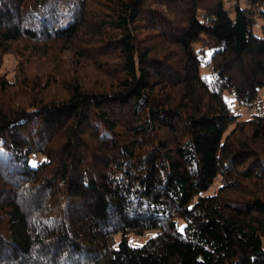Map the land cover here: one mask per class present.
Returning <instances> with one entry per match:
<instances>
[{
    "label": "trees",
    "instance_id": "obj_1",
    "mask_svg": "<svg viewBox=\"0 0 264 264\" xmlns=\"http://www.w3.org/2000/svg\"><path fill=\"white\" fill-rule=\"evenodd\" d=\"M228 1L0 0V264H264V0Z\"/></svg>",
    "mask_w": 264,
    "mask_h": 264
},
{
    "label": "rangeland",
    "instance_id": "obj_2",
    "mask_svg": "<svg viewBox=\"0 0 264 264\" xmlns=\"http://www.w3.org/2000/svg\"><path fill=\"white\" fill-rule=\"evenodd\" d=\"M231 2L226 0V8L228 9L230 16L232 18H235V10H234L233 6H231ZM240 4H241V7H243V8L247 7V3L244 0H241ZM261 21L262 22H258L256 24V26L258 27V28L256 27V30L260 34H262L264 32L263 24H262L264 22V20H261ZM16 62H17V57L15 54L8 53L4 56V65L2 66V71L6 70L11 78L14 77V74H15V72H14L15 68L14 67L16 65ZM203 72H204V74L208 75V71L203 70ZM262 95H263V91L261 92V96ZM225 98L230 103L232 108L238 114H241L242 118L249 119L254 113H256L258 111L256 109L250 110L247 107L240 105L227 92L225 93ZM219 184H220V179L218 178L214 187L212 188V190L210 192H214V190L219 186ZM156 233H157V230H155V229L154 230H148L146 235H137V234L131 233L129 235V239H130L131 243L134 245H142L149 237L155 235ZM117 238L119 239L120 236H118Z\"/></svg>",
    "mask_w": 264,
    "mask_h": 264
}]
</instances>
